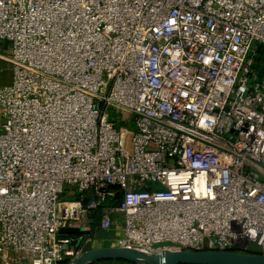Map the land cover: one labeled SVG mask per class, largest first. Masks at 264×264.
Masks as SVG:
<instances>
[{
    "label": "built area",
    "instance_id": "1",
    "mask_svg": "<svg viewBox=\"0 0 264 264\" xmlns=\"http://www.w3.org/2000/svg\"><path fill=\"white\" fill-rule=\"evenodd\" d=\"M0 42L5 264H74L98 209L112 248L264 253V0H0Z\"/></svg>",
    "mask_w": 264,
    "mask_h": 264
},
{
    "label": "water",
    "instance_id": "2",
    "mask_svg": "<svg viewBox=\"0 0 264 264\" xmlns=\"http://www.w3.org/2000/svg\"><path fill=\"white\" fill-rule=\"evenodd\" d=\"M63 236L78 237L80 245L83 236L91 230L83 227H65L59 232ZM98 260H126L139 264H264V253L232 250L167 249L147 254L126 248H101L84 252L74 264H89Z\"/></svg>",
    "mask_w": 264,
    "mask_h": 264
},
{
    "label": "crops",
    "instance_id": "3",
    "mask_svg": "<svg viewBox=\"0 0 264 264\" xmlns=\"http://www.w3.org/2000/svg\"><path fill=\"white\" fill-rule=\"evenodd\" d=\"M6 45L2 42H0V50L6 49ZM3 67L5 70L3 71ZM13 81V70L9 63L4 62L0 60V86L3 85H10ZM102 217V212H101ZM119 218H122L119 216ZM122 225H119L117 228H113L111 230H102L100 228V221L97 224H94L93 227V233L91 239L82 240V243L78 245L75 243L77 250L79 251H90L93 249H100V248H107L111 247L116 243L117 237H119L122 234ZM72 237V236H67ZM76 240L78 237H72ZM167 246L166 243H161L156 245V248H165ZM16 256V254L14 255ZM26 263V262H25ZM0 264H5L2 260V257L0 256ZM89 264H139V263H133L126 260H98Z\"/></svg>",
    "mask_w": 264,
    "mask_h": 264
},
{
    "label": "rangeland",
    "instance_id": "4",
    "mask_svg": "<svg viewBox=\"0 0 264 264\" xmlns=\"http://www.w3.org/2000/svg\"><path fill=\"white\" fill-rule=\"evenodd\" d=\"M4 70H5V68L3 67V71H4ZM108 115H109L110 117H112V118H116V119H117V120L115 121L116 126L120 127L121 125H127V124H125L124 121H123L125 115L122 114V112L110 109V110L108 111Z\"/></svg>",
    "mask_w": 264,
    "mask_h": 264
},
{
    "label": "trees",
    "instance_id": "5",
    "mask_svg": "<svg viewBox=\"0 0 264 264\" xmlns=\"http://www.w3.org/2000/svg\"><path fill=\"white\" fill-rule=\"evenodd\" d=\"M93 217H94V222H95V224H97V223L100 221V218H101V210H100V209L96 210V211L94 212ZM62 264H68V261H65V262L62 263Z\"/></svg>",
    "mask_w": 264,
    "mask_h": 264
}]
</instances>
